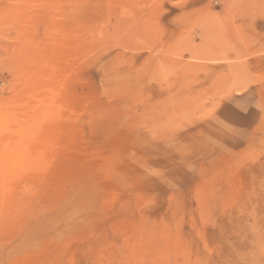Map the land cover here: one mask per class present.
<instances>
[{"label":"rangeland","instance_id":"374dc122","mask_svg":"<svg viewBox=\"0 0 264 264\" xmlns=\"http://www.w3.org/2000/svg\"><path fill=\"white\" fill-rule=\"evenodd\" d=\"M0 264H264V0H0Z\"/></svg>","mask_w":264,"mask_h":264}]
</instances>
